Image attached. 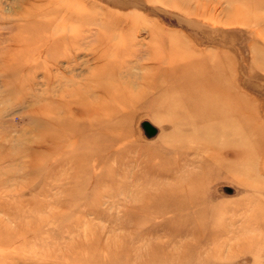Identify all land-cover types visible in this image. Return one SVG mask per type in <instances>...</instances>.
<instances>
[{"label": "rangeland", "instance_id": "obj_1", "mask_svg": "<svg viewBox=\"0 0 264 264\" xmlns=\"http://www.w3.org/2000/svg\"><path fill=\"white\" fill-rule=\"evenodd\" d=\"M171 1L87 0L92 13L120 18L129 37L103 50L92 25L70 62L76 68L63 55L49 69L36 63L53 61L39 42L51 33L23 26L26 11L39 14L45 0H0V62L23 65L0 72V231L12 237L0 242V264H264V6L233 0L226 14L225 4ZM184 41L207 61L230 58L233 82L255 108L247 143L238 134L228 145L210 143L211 128L198 121L199 139L179 148L182 128L167 109H136L118 133L98 124L91 91L100 74L114 72L108 85L138 91L156 70L146 55L137 65L131 42L144 51L156 44L153 52L173 61ZM103 54L112 64L98 62ZM75 96L83 98L69 107L81 131L72 135L56 122L71 121L59 103Z\"/></svg>", "mask_w": 264, "mask_h": 264}, {"label": "bare ground", "instance_id": "obj_2", "mask_svg": "<svg viewBox=\"0 0 264 264\" xmlns=\"http://www.w3.org/2000/svg\"><path fill=\"white\" fill-rule=\"evenodd\" d=\"M196 1L198 4H201V7L203 6V8H205L211 6L213 10H218L220 6L225 4L226 7H223L221 11L226 14H229V5H232L233 2V0H210L211 2L206 3L202 2V0ZM244 1L246 2L247 0ZM249 1L250 0H248V3ZM179 2L181 3V1ZM245 2L244 5L246 6ZM233 3H236V1ZM252 4H257L259 7H262L264 6V1L262 0L259 2L258 0ZM43 6H45V8H42L37 15H35L33 7L28 9L26 11L28 19L26 18L27 22H24L25 24L23 25L27 28L35 26L33 27L35 31L38 29L41 31L46 30V32L49 31V33L53 34V36L50 34L47 40H37L42 42V45L46 41L47 45L50 46L47 48L48 50L46 52L53 56V61L51 63L39 62L36 63L37 67L41 66L45 68L47 66L51 69L53 66L57 65L61 56L66 55L65 58H67L68 62L66 68H76V65L71 63L75 61L77 54L82 52L88 45L89 39L92 36V28H94L92 25L95 26L96 30V34L94 35L95 40L97 41L96 43L100 45L103 50L110 46L108 43H110L109 41L111 39L113 40L114 37H123V39L129 37L128 32L125 30L124 22L121 20L119 21L120 18H118L117 21L115 17H112L111 19V17H108L100 11L99 13H92V8H89V4L87 5V0H45ZM129 27V30L133 29L131 24ZM26 31L27 29L22 32L24 36L26 35ZM36 33L39 34V32ZM37 34L36 36H39ZM30 35L32 37V33ZM45 35L43 36L47 37V34ZM29 36L28 38H30ZM155 37L157 36L153 35L152 39ZM39 39L41 40L42 38ZM32 41H35L34 43H36V40ZM181 44L182 47H179L177 43L175 44L176 50H178V52H176L180 56L173 61H163L161 53L156 54L153 52V49L156 48V44L149 43L146 51H144V49L140 50L138 46L132 42L127 47L119 44L120 47H126V51L135 52L133 57L137 60V65L139 61H142L141 59L143 55H146V57L148 56L147 58L150 60L151 64H154L156 70L146 72L142 76V85L140 87L146 88H138V91L135 90L137 89V85L135 86V84L131 83V86L129 87L127 85L124 87L108 85L106 77H113L115 75L114 72L106 73V76L104 72V75L100 74L93 81L96 83V86L93 87L91 91L95 100L98 101L100 108L96 113L98 124L102 128H107L114 133H118L124 122L135 113L136 109L141 110L146 107L148 111L153 112H155V110L160 111L167 109V111L171 113L169 118L178 123L182 128L180 129L182 131L179 134L177 144H175V146L178 145L179 148L189 145L192 139H199V132L201 131L193 126V122L198 121L203 122L202 126L204 128H211L207 129V131H211L205 135L210 143H216L220 146L228 145L225 140H228V138L233 135L236 136L237 134L244 137L242 143H247V132H257L254 122L255 120L251 118V114L255 108L253 109L250 105V98L247 97L245 93L243 94L240 88L234 84L233 73L230 68L232 66L230 58L221 54L216 60L207 61L201 58L200 54L192 49L186 41ZM61 48L64 53L57 52V50ZM166 53L168 54V52ZM18 61L19 60L6 58L0 62V72L6 73L5 71L8 70H19L23 65L21 66L20 64L22 62L17 63ZM98 62L112 64L113 61L111 57L103 54L98 57ZM130 62L131 60L129 59L125 60L124 65L127 67ZM205 66L211 69L210 73L204 71ZM144 67L146 66H142V68ZM167 69L170 72L166 73ZM90 81L93 83L92 80ZM50 82H55V79L52 77ZM76 97L77 96L70 101L66 100L59 103V107L65 110L67 116L71 117V121L64 120L65 122H60L58 120L59 123L56 122L58 130H66V132L68 131V133H71L72 135H77V133L79 134V130L81 131V126L77 119H75L76 116L72 113V110L69 107L71 102L77 104L78 101H81L83 98L80 96ZM144 99H146V101H143ZM120 104L123 105V110L121 111L117 109V106ZM206 112L210 114L209 117H211V122L209 119L205 118V115L208 114ZM184 126L186 130L183 129ZM106 137H109V135H104L103 138ZM254 158L255 156L247 155L245 161H250ZM175 202L178 204L179 201L175 200ZM258 224L261 228H264V223L260 222ZM1 232L2 231H0V242H10L12 237H10V235L7 236V238L5 236L3 237ZM10 233L14 234L12 232ZM116 244L118 243L116 242ZM113 254L117 255L118 251H114Z\"/></svg>", "mask_w": 264, "mask_h": 264}]
</instances>
